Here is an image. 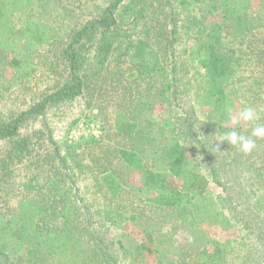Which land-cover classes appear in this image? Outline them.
I'll list each match as a JSON object with an SVG mask.
<instances>
[{
	"label": "rangeland",
	"instance_id": "rangeland-1",
	"mask_svg": "<svg viewBox=\"0 0 264 264\" xmlns=\"http://www.w3.org/2000/svg\"><path fill=\"white\" fill-rule=\"evenodd\" d=\"M114 1L0 0V126L19 119L0 136V264H264V138L251 137L264 125V0H121L119 29L75 44L72 73L63 49ZM28 26L33 39L8 38ZM200 58L224 70L217 100ZM73 74L80 94L26 113ZM246 106L259 119L233 124ZM230 131L256 147L221 142Z\"/></svg>",
	"mask_w": 264,
	"mask_h": 264
},
{
	"label": "trees",
	"instance_id": "trees-1",
	"mask_svg": "<svg viewBox=\"0 0 264 264\" xmlns=\"http://www.w3.org/2000/svg\"><path fill=\"white\" fill-rule=\"evenodd\" d=\"M121 0H115L114 3L112 2L110 6L104 11L101 17L97 20L92 21L90 25H85L81 29L74 31L72 41L67 44V46L63 49V55L65 58V62L68 63L71 72L73 73L75 69H77V52L74 48V45L81 41L84 37L87 39L91 38L92 31L95 28L101 26L104 28L105 32L111 33V31H117L119 29V21L114 18L113 16V9L117 6V4ZM35 28V27H33ZM33 28L28 26L25 28H17V29H10L8 30V38L9 39H18L19 41L24 39L25 37H29L33 39L32 31ZM20 35V36H19ZM41 40L39 41V43ZM111 50V45L108 42H102L97 46L96 53L94 55V62L97 65H101L109 55ZM143 50L142 42L139 41L136 44V51L138 52L139 58H141V53ZM140 68H143L142 63L138 64ZM198 65L205 69V77L207 81V88L206 93L208 97H217L222 94V89L217 83V79L222 75L223 69L221 65H217L214 62H208V58H200L198 60ZM147 69V68H146ZM145 71V70H143ZM74 82L70 86H65L56 90L47 96H45L41 102L36 105L35 107L29 109L26 113L32 114L38 111H41L46 105H49L52 102L61 101L67 97H71L74 95L80 94L81 90L83 89V82L80 78L73 74ZM19 119H15L12 125L0 126V136L11 134L14 132L16 128V124ZM133 126V125H132ZM131 124H124L120 127L121 130H125V128H132ZM165 156L168 159V170L172 173L173 176H179L180 172L182 171V167L184 166V159H183V150L177 144L173 145V147L169 148L165 152ZM158 175L150 172H146V183L150 186L154 185L153 182L155 179H158ZM208 182L197 174H193L189 187L191 190L196 191L197 193L201 194L206 191ZM178 201V195L168 196L166 198V202L168 205H174ZM97 242L103 246L107 247L104 243V240L98 238L96 236Z\"/></svg>",
	"mask_w": 264,
	"mask_h": 264
},
{
	"label": "clouds",
	"instance_id": "clouds-1",
	"mask_svg": "<svg viewBox=\"0 0 264 264\" xmlns=\"http://www.w3.org/2000/svg\"><path fill=\"white\" fill-rule=\"evenodd\" d=\"M258 119L259 115L256 109L246 106L232 119V123L236 124L241 120L244 122H254ZM251 137L264 138V125L253 127ZM251 137L243 135L237 131H230L226 133L220 141H227L233 146L238 145L241 152L248 154L256 147L255 140Z\"/></svg>",
	"mask_w": 264,
	"mask_h": 264
},
{
	"label": "built area",
	"instance_id": "built-area-1",
	"mask_svg": "<svg viewBox=\"0 0 264 264\" xmlns=\"http://www.w3.org/2000/svg\"><path fill=\"white\" fill-rule=\"evenodd\" d=\"M82 125L83 124H80V126L77 127V130L73 131V134H79L80 135V129H82ZM92 127V124H90V128Z\"/></svg>",
	"mask_w": 264,
	"mask_h": 264
}]
</instances>
